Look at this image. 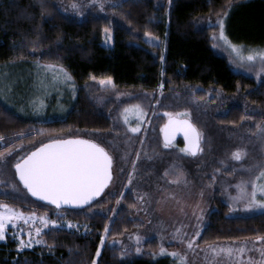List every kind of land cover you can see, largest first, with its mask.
Masks as SVG:
<instances>
[{
  "label": "trees",
  "instance_id": "obj_1",
  "mask_svg": "<svg viewBox=\"0 0 264 264\" xmlns=\"http://www.w3.org/2000/svg\"><path fill=\"white\" fill-rule=\"evenodd\" d=\"M239 1L232 0V4ZM57 2L0 0V68L36 69L50 64L63 68L75 85L74 96L65 105L66 112L52 121L28 119L24 107L17 112L0 100V136L5 137L0 141V153L28 148L27 154L55 134L84 129L124 135L123 128H116V120L119 123L122 110L133 102L129 99L131 95L142 94L146 98L153 92L180 90L185 86L203 88L195 92L201 98L210 89L243 94L251 111L232 105L215 116L219 124L238 125L249 116L253 120L251 129H255L264 120V80L257 83L252 76L234 72L226 57L213 48L212 37L217 27L205 25L209 17L214 20L218 13L228 10L225 5L229 0H171L169 8L167 0H119L108 7L113 15L111 19L92 11L78 19L60 9ZM252 8L260 10V18L261 14L264 16V2L250 5L249 9ZM105 28L113 33L111 48L101 44ZM147 32L160 37L162 43H147L143 38ZM109 76L114 86L95 84L96 79ZM93 84L95 87L88 91L86 87ZM151 115L150 111L138 138L156 143L158 132L156 124L149 122ZM135 155L136 151L130 150L121 157L126 165L117 170L120 177L116 191L106 190L83 208L59 209L61 215L26 193L11 196L0 192V203L25 215L34 212L38 217L46 216L58 223L71 221L79 226L78 229L50 226L39 235L44 243L32 248L18 247L8 235L0 240V264H93V261L96 264H167V258L151 263L143 250L156 249L155 241L144 243L139 252L136 246L121 250L108 245L138 226V221L131 217L132 194L128 190L122 192ZM116 163L115 160L113 172ZM121 193L123 197L118 204ZM104 208L109 213L102 212ZM228 209L219 190H213L212 208L199 234V245L264 237V213L228 216ZM105 225L110 229L107 234Z\"/></svg>",
  "mask_w": 264,
  "mask_h": 264
},
{
  "label": "rangeland",
  "instance_id": "obj_2",
  "mask_svg": "<svg viewBox=\"0 0 264 264\" xmlns=\"http://www.w3.org/2000/svg\"><path fill=\"white\" fill-rule=\"evenodd\" d=\"M119 0H103L104 7L100 8L99 3L93 4L91 0H77L81 8L77 11L70 7L72 0H58V5L65 13L83 18L87 12L100 13L108 18H113L108 10L109 5ZM264 0H240L228 9V16L225 19V32L232 43L244 46L238 54L222 42L213 39V48L216 53L226 57L232 70L237 73L252 76L257 83L264 80V73H260L261 64L259 60L254 63L241 61L240 55L247 56L249 49L264 50V16L260 10L249 9L250 5ZM171 3L167 0L166 7ZM249 9V10H248ZM253 16V17H251ZM231 19L233 22L230 24ZM216 19L211 21H215ZM207 26L217 27L205 21ZM110 30V39L106 41L105 30ZM112 30L105 28L102 32L101 44L105 48H111L113 44ZM155 36V35H154ZM158 37V36H155ZM144 40L147 42L145 34ZM157 42H147L158 45L162 43L160 37ZM59 67H44L40 65L36 69L8 67L0 68V100L17 112L22 107L27 111L28 119L39 121H52L62 117L66 112V103H70L74 93L75 85L72 79H66ZM258 73H260L258 75ZM69 75V74H68ZM70 76V75H69ZM98 78L95 84L102 85ZM95 84L89 85L86 89L94 88ZM203 88H191L185 86L180 90L174 89L169 92H153L146 98L142 94L131 95V105L126 106L129 112L126 114L128 122L124 121L123 109L119 121L116 120V128H123L126 133L95 132L91 130L77 131L76 133L55 134L51 138L62 139L68 135L82 136L85 139L95 140L100 143L115 160V169L112 181L107 188L108 192L118 189L119 172L125 168L121 157L129 154L130 150L136 151L134 159L129 167L131 183L129 180L123 187L122 192L130 191L134 200V208L131 217L138 221V226L124 233L120 238L111 240L108 245L118 249H126L131 246L141 248L149 241L156 242V249H143L149 255L151 263L161 258L169 259L167 264H185L181 257H186L187 264H264V256L261 250L264 249V240L255 238L238 241L215 242L206 245L197 243L201 230L206 224L207 214L212 208L213 190H219L223 201L228 205V216L252 215L264 213V207L245 208L247 200H234L238 195L236 185L243 181H253L264 170V120L252 128L253 120L247 116L238 125L219 124L215 116L223 114L232 105H239L245 111H251L252 107L245 100L242 93L225 94L218 90H206V97H198L195 92ZM157 94V97H156ZM155 95V96H153ZM149 101H148V99ZM25 104V106H22ZM139 104L144 110L143 120H140L136 110L131 106ZM144 104H146L144 106ZM147 106V107H146ZM150 106V107H148ZM152 108V110H150ZM24 110V109H23ZM150 116L149 122L155 123L158 137L156 143L140 140V133L145 129L146 119ZM167 113L172 117L181 120H190L196 125L201 133L200 147L202 151L196 155L181 152L177 143L168 144L162 138L161 130L163 124L169 120ZM187 113V114H185ZM140 127V131L133 133L130 127ZM152 128V126H150ZM127 142L131 145H128ZM125 144V145H124ZM127 145V146H126ZM237 149L242 150L241 160L237 161L232 153ZM28 148H16L4 160H0V192L7 195L24 196L25 191L16 181L12 169L18 158L26 155ZM9 153V152H7ZM125 153V154H124ZM118 155V156H117ZM124 158V156H123ZM133 164L135 170H133ZM264 183V180L260 181ZM12 185H15L13 189ZM251 191V184L248 185ZM258 199L262 198L259 195ZM121 200V196L119 198ZM117 203V202H116ZM16 211V210H15ZM19 212V211H17ZM102 212L109 213L108 208ZM28 215H25L27 217ZM37 219L18 220L16 225L9 222L6 228V236L19 244L21 238L29 240L31 232L32 248L39 239L35 228L42 230L50 227L45 226ZM199 217V219H197ZM63 221L55 226L68 229H78L77 224L69 227ZM180 231L177 232L176 230ZM193 240V248L187 247V241ZM139 238V239H138ZM1 241L4 239H0ZM247 241L246 243H242ZM209 245L219 248L231 247L238 249L244 247V252H233L231 254L211 252ZM163 246L167 251L160 253ZM21 248V247H20ZM173 251L179 253L172 256ZM251 258V261H250Z\"/></svg>",
  "mask_w": 264,
  "mask_h": 264
},
{
  "label": "snow or ice",
  "instance_id": "obj_3",
  "mask_svg": "<svg viewBox=\"0 0 264 264\" xmlns=\"http://www.w3.org/2000/svg\"><path fill=\"white\" fill-rule=\"evenodd\" d=\"M93 4L99 3L100 8L103 9V0H91ZM171 3V0H169ZM233 6L232 0L225 5L226 9H231ZM70 7L74 10H79L81 5L77 0H72ZM228 16V11L217 14L216 20L213 22L211 18H208L210 24H215L218 26V33H213V39H216L226 46L230 47L234 52L238 54L242 51L244 46L232 43L225 32V19ZM106 41L110 39V30L106 29ZM147 42H157L158 37H155L151 32L145 33ZM241 61H248L251 63L259 60L262 65H264V50L259 49H249L247 56L240 55ZM163 60V56H161ZM39 66V65H38ZM44 67H52V65H44ZM60 71L63 73L66 79H71L68 73L61 68ZM260 73H264V67H261ZM258 73V75L260 74ZM93 79H96L93 77ZM102 85H112L114 82L112 77H106L100 80ZM162 88L163 85L161 84ZM136 110V114L140 120H143L144 110L139 104L131 106ZM129 108L123 110L124 121L128 122L127 113ZM187 114V113H185ZM169 116V123L163 128L165 137V147L168 146L167 142L169 140V130L173 132L182 131L184 133V139L187 141L184 148L180 149L181 152L189 153L191 155H196L198 152L202 151L200 147L201 133L197 129L196 125L190 120H178L172 118V113H167ZM130 127V131L133 133L139 132L141 129L138 126ZM259 127V125H258ZM5 137L0 136V141H4ZM9 153H0V160H4ZM244 153L242 150L237 149L232 153V157L239 161ZM112 163L113 157L100 143H97L92 139H85L82 136L68 135L63 139L49 138L46 143H40L39 147L34 148V150L28 152L26 155L18 158L14 167L16 174L19 177V181L22 182L24 188L27 189L32 196L39 197L44 201L50 202L51 205L55 206L56 214L61 215L59 209L63 205H75L82 206L87 205L95 197L101 195L105 188L109 185L112 180ZM133 170H135V165L133 164ZM264 180V170H262L255 180L241 181L236 185L238 195L233 197L234 200H247L245 208L251 209L253 207H264V183L260 181ZM129 183H131V175L129 177ZM251 184V191H248V185ZM15 189V185H12ZM262 198L258 199L257 196ZM123 193H121V198ZM120 203V200H117ZM37 219L36 214L29 213L27 217L23 212H17L12 209L6 203H0V239L6 238V228L11 222L13 225L17 224L18 220L27 219ZM40 221L45 226H55L57 225V220H48L46 216H40ZM199 219V217H197ZM69 227H74L71 221L66 222ZM39 235L42 229L37 227L34 229ZM109 226L105 225V234L109 232ZM177 232L180 230L177 229ZM199 235V233H197ZM139 239V238H138ZM256 240H264V237L257 236ZM104 236L101 237V244H104ZM193 240L187 241V247L193 248ZM244 241L242 243H246ZM36 243H44V241L37 239ZM31 232H29V240L25 241L23 238L20 239L18 247H31ZM211 252L219 254V252L233 253V252H244L246 249L240 247L238 249H233L231 247L227 248H217L215 246H208ZM140 249H137L139 252ZM167 250L161 246L160 253L164 254ZM100 255V249H97V256ZM172 256H177L179 253L173 251L170 253ZM261 255L264 256V249L261 250ZM182 260L187 264L186 257H181ZM251 261V258H250ZM93 264H96L93 261Z\"/></svg>",
  "mask_w": 264,
  "mask_h": 264
},
{
  "label": "water",
  "instance_id": "obj_4",
  "mask_svg": "<svg viewBox=\"0 0 264 264\" xmlns=\"http://www.w3.org/2000/svg\"><path fill=\"white\" fill-rule=\"evenodd\" d=\"M62 139H63V138H62ZM46 142H47V141H46ZM46 142H44V143H46ZM37 147H39V145H38ZM35 148H36V147H35ZM32 150H34V149H32ZM32 150H30V151H32ZM30 151H29V152H30ZM14 165H15V164H14ZM13 172H14V177H15L16 181L19 183V185L21 186V188L26 192V194H27L31 199H33L34 201H37V202L43 203V204H47V205H49V206L55 208V206H54V205H51L50 202H48V201H44V200L40 199L39 197L32 196L31 193H29V192L27 191V189L24 188L22 182L19 181V177H18V175L16 174V170H15V167H14V166H13ZM109 185H110V183H109ZM109 185H108V186H109ZM108 186L105 188V190L108 188ZM105 190H104V192H105ZM104 192H102L101 195H102ZM101 195H100V196H101ZM100 196L95 197L91 202H89V204H91L93 201H95L96 199H98ZM89 204H87V205H89ZM87 205H82V206L63 205V206H61L60 209H79V208H83V207H85V206H87Z\"/></svg>",
  "mask_w": 264,
  "mask_h": 264
},
{
  "label": "flooded vegetation",
  "instance_id": "obj_5",
  "mask_svg": "<svg viewBox=\"0 0 264 264\" xmlns=\"http://www.w3.org/2000/svg\"><path fill=\"white\" fill-rule=\"evenodd\" d=\"M173 119H177V118H174L172 117ZM178 120H181V119H178ZM169 123V120H167L165 122V124H163V127H162V130H161V135H162V138L163 140L165 141V137H164V131H163V128L166 124ZM170 134H169V140H168V144H175L177 143L180 147H184L185 144L187 143V141L184 139V133L182 131H175L173 132L171 129L169 130Z\"/></svg>",
  "mask_w": 264,
  "mask_h": 264
}]
</instances>
